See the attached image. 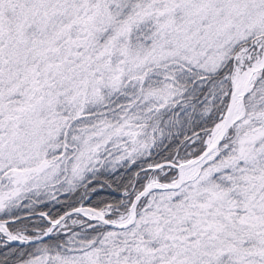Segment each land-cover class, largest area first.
Here are the masks:
<instances>
[{"label": "snow or ice", "instance_id": "snow-or-ice-1", "mask_svg": "<svg viewBox=\"0 0 264 264\" xmlns=\"http://www.w3.org/2000/svg\"><path fill=\"white\" fill-rule=\"evenodd\" d=\"M0 264H264V0H0Z\"/></svg>", "mask_w": 264, "mask_h": 264}]
</instances>
